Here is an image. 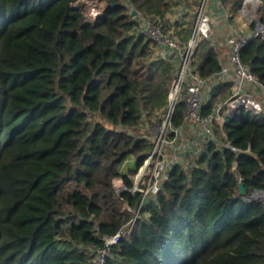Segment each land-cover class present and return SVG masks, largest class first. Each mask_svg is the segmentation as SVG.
I'll return each mask as SVG.
<instances>
[{
    "label": "trees",
    "instance_id": "1",
    "mask_svg": "<svg viewBox=\"0 0 264 264\" xmlns=\"http://www.w3.org/2000/svg\"><path fill=\"white\" fill-rule=\"evenodd\" d=\"M79 1L0 0V264H96L100 236L130 219L122 202L137 201L113 180L131 186L150 149L135 128L165 104L173 67L155 58L130 8L163 18L178 0H102L91 20ZM220 3L231 21L243 0ZM240 59L264 87V37L249 38ZM193 64L203 77L220 69L212 39L198 42ZM230 94L217 81L202 113ZM212 130L104 264H264V199L237 189L238 176L246 196L264 189V108L241 107ZM223 139L239 150L218 149ZM128 155L135 165L122 173Z\"/></svg>",
    "mask_w": 264,
    "mask_h": 264
},
{
    "label": "built area",
    "instance_id": "2",
    "mask_svg": "<svg viewBox=\"0 0 264 264\" xmlns=\"http://www.w3.org/2000/svg\"><path fill=\"white\" fill-rule=\"evenodd\" d=\"M91 1V6L101 5V9L103 8L101 0ZM214 1L201 0L186 39L179 37L172 20L167 18V15L163 18L143 15L130 8V13L135 10L133 16L138 21V31L152 40L155 58L169 61L173 67V75L168 84L163 107L149 115L143 112L135 128L136 137L147 140L150 149L135 172L131 174V186L126 188L121 182L116 189L119 194L127 189L132 195L137 196L135 205L130 207L133 208V216L128 220L127 228L123 225L112 235L100 236L103 240L102 247L91 250L96 264H104L110 254L111 246L136 226L143 215L144 206L155 202L166 179V173L176 165L187 167L189 160L201 153L204 143L214 138L212 124L215 121L221 125L218 123L219 119L233 99L241 95L253 94L258 95L260 101L264 103V87L240 59V49L249 38L257 35L264 37V24L257 19L249 32L243 31L240 27H238L240 30L233 27L234 32L226 33L222 44L219 43L223 45L221 47H225V52L222 53L218 50L219 45L215 44L212 33V16L216 9ZM217 1L221 5L220 0ZM259 4L260 0H243L242 6L254 8ZM90 10L92 13L87 15L88 20L95 18L99 12H95L92 8ZM223 10L222 17L227 20L228 13L224 8ZM202 38L212 39L220 62V69L206 77L201 76L193 64L194 51ZM219 80L230 83L231 94L223 103H216L211 111L204 114L202 109L210 99L215 83ZM180 104H183L181 123L176 125L173 123V118ZM216 142L218 149L227 147L235 152L239 150L228 139L216 140ZM245 150L249 151V147L247 146ZM235 164L233 161V167ZM260 195V198L264 199V189ZM127 206L129 207V204Z\"/></svg>",
    "mask_w": 264,
    "mask_h": 264
},
{
    "label": "rangeland",
    "instance_id": "3",
    "mask_svg": "<svg viewBox=\"0 0 264 264\" xmlns=\"http://www.w3.org/2000/svg\"><path fill=\"white\" fill-rule=\"evenodd\" d=\"M200 3H201V0H178V2L172 6L171 10H169L166 13V15H167L166 17L169 18L170 20H172L174 29L176 32H178L179 37L181 39H185V37L187 36L186 31L192 26V22L194 20V17L199 10ZM91 4H92L91 0H80L76 5L78 7H85V14H86V18H87V15H91L90 13H92V11L90 10L91 8L95 12L99 11L98 14L102 10L101 5L93 7L94 5L91 6ZM260 7H261V4L258 6H255L254 8H252L250 6H245V8H244L243 6H241L240 9L238 10L239 12H237V15L239 14V18L242 21L248 20V22H249L248 26L249 27H251V23H253L252 27H254L257 19L260 21V19H259ZM235 15H236V13H235ZM234 22L235 21H233V20L228 21V24H226L224 27V31H226L227 33L234 32L233 27L238 28V26ZM212 29H213V27H212ZM184 30H185V32H184ZM134 165H135V157L133 155H128L126 157V159L120 164L119 171L122 173H127L130 168H134ZM121 182H123L121 178H115L113 180V185H114L115 189H117L118 184H120ZM127 205L128 204H125V202H122L121 210L130 212L131 213L130 218H132L131 216H133V208H130V207H132L131 205H129V207ZM127 222L124 224L126 228L129 224Z\"/></svg>",
    "mask_w": 264,
    "mask_h": 264
},
{
    "label": "crops",
    "instance_id": "4",
    "mask_svg": "<svg viewBox=\"0 0 264 264\" xmlns=\"http://www.w3.org/2000/svg\"><path fill=\"white\" fill-rule=\"evenodd\" d=\"M260 4H261V0H260ZM214 6H216V9H215V13H213V16H212L213 39L215 40V44L219 45L218 50L223 53V52H225V47H221L223 45H220V44H222L221 43V42H223L222 39L224 38L225 34L227 33L226 31H224V27L226 24H228V20H226L222 17L224 10H223L222 6L218 3L217 0L214 1ZM232 20L235 21L234 23H236V25L238 27H240L243 31L249 32L251 30V27L248 26L249 24L247 23V21L246 20L242 21L239 18V14L237 15V13H236V15L232 18ZM239 99H241V100H239ZM231 102H237V104L233 105V112L235 110L239 111V109L241 107L249 108L255 112H259L264 108L263 101H260L258 95H253V94L241 95V96L233 99ZM228 110H229V105L224 110L223 115L220 117L218 123L223 124L225 121H228V119L232 115V114L230 115V114L226 113V112H228Z\"/></svg>",
    "mask_w": 264,
    "mask_h": 264
},
{
    "label": "water",
    "instance_id": "5",
    "mask_svg": "<svg viewBox=\"0 0 264 264\" xmlns=\"http://www.w3.org/2000/svg\"><path fill=\"white\" fill-rule=\"evenodd\" d=\"M131 14L132 15L135 14V10H133ZM237 112L238 111L235 110L228 120L234 119L236 115L238 114ZM169 173L170 171L166 173V178L169 176ZM237 189H238L239 194L242 195L245 198V200L260 198L261 197L260 194L263 191V189H254L249 196H246L245 185H244V182L241 180V178L237 183Z\"/></svg>",
    "mask_w": 264,
    "mask_h": 264
},
{
    "label": "bare ground",
    "instance_id": "6",
    "mask_svg": "<svg viewBox=\"0 0 264 264\" xmlns=\"http://www.w3.org/2000/svg\"><path fill=\"white\" fill-rule=\"evenodd\" d=\"M239 100H241V99H239ZM234 104H237V102H231L230 104H229V110H228V112H226L227 114H232V112H233V105Z\"/></svg>",
    "mask_w": 264,
    "mask_h": 264
}]
</instances>
